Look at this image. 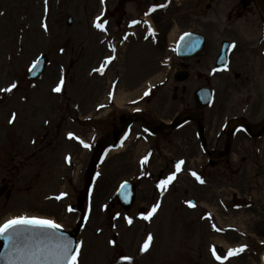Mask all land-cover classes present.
<instances>
[{
  "label": "rangeland",
  "instance_id": "rangeland-1",
  "mask_svg": "<svg viewBox=\"0 0 264 264\" xmlns=\"http://www.w3.org/2000/svg\"><path fill=\"white\" fill-rule=\"evenodd\" d=\"M125 1L0 0V89L13 83L17 85L11 92H0V186L3 178L10 180L12 186L10 199L0 198V224L15 216L40 215L53 219L63 228L74 229L79 220L75 206L85 184L91 155L73 139L68 141V132L76 130L88 138L93 135V142L97 138L98 141L110 142L107 137L113 131L110 125L121 111L130 114L131 109L138 107L153 115L152 120L160 122L184 110L189 103L192 95L185 94L183 84L176 83L172 77L176 70L182 68L183 61L175 51L172 55L167 49L169 34L177 39L183 30L182 11L178 10L173 15L176 2L168 0L171 2L169 5L163 4L166 11L156 10L146 15L159 30L157 43L149 41L148 44L140 37L142 29L131 34L121 28L123 24L118 25V21L124 19L120 17L124 16L125 9L133 10L136 4L142 9L138 15L147 13L152 1L136 0V4L123 6ZM182 1L190 3L193 0H179ZM104 8L111 17L99 16V22H107L106 30L101 31L94 27L93 20ZM112 11L115 14L111 15ZM69 16L74 19L72 26L67 25ZM171 23L173 30L169 29ZM116 38L119 44L108 51L107 44L111 47V41ZM42 54L50 61L42 77L31 80L27 74L30 65ZM118 54L119 57L116 56ZM107 55L114 56L117 61L107 63L103 69L108 72L105 78L94 74L86 77L85 71L80 70L83 67L88 70L91 65L87 63L91 61H94V67L97 60ZM205 55H201L202 59ZM216 55L213 52L209 56L214 60ZM167 58L171 65L164 67L162 62ZM122 61L126 78L111 92L118 91L119 97L115 101L110 98V110L113 111L106 118L96 111V106L106 101L111 89L109 78L120 74L117 66ZM74 67L78 68L77 71ZM61 77L64 79V91L54 92L53 88ZM228 85L233 87L229 92L234 91L235 95L234 83L228 81ZM147 87H151V92L145 95ZM224 94L221 92V96H226L217 103L214 116L216 113L222 116L221 112L230 114L229 107H225L230 95ZM138 98L141 99L136 101ZM255 98L253 111L259 109L264 113V98L256 90ZM231 107L233 114H239L240 107L233 105V101ZM13 114L15 119L9 123ZM89 115H93L92 121L85 119ZM186 131L184 128L158 135L155 139L157 160H153L149 167L145 164L141 167L138 162L147 150L148 145L144 141L131 140L123 151L110 155L101 167L103 174L88 200L90 205L92 201V210H88L89 219L78 237L79 243L82 242L79 264H215L210 257L214 244L219 245V240L232 243L233 238H244L234 233L220 236V232H215L220 223L217 217L225 224H230L232 219L243 220L245 229L241 230H246L251 248L253 246V250L259 252V239L264 237V202L259 206L264 199V139L258 145L262 147V158L259 157L258 161L250 158L256 157L253 142L245 140L233 151L231 170L227 173L233 178L223 177L222 169H208L212 174L201 185L192 173L198 171L201 177L198 169L205 172V155L199 149L198 141L187 143L188 147L179 145L177 141L185 139ZM155 143L150 141L151 146ZM70 153L73 158L69 165L64 159ZM174 155L187 157L185 169L181 167L183 172L177 174L167 190L159 189L157 184L176 171L169 161ZM235 174L237 176L234 177ZM125 180H133L139 186L137 201L126 212L117 205L114 195ZM213 188L220 190L217 193ZM249 188L251 190L247 193L255 195L251 208L240 209L239 216L234 215L236 212L226 213L220 208L219 203H226L232 211L229 198H232L233 191L243 193ZM60 192L67 193L62 201H44L42 198ZM189 199H194L197 206L190 207ZM155 204H159V208L153 217L141 219L140 207H147L148 212ZM69 206L73 211L67 210ZM84 207L88 209V204ZM125 217L131 218L132 223L128 224ZM149 234L152 240L148 250L141 252L140 248ZM109 241H115V244ZM124 256L131 257V260L121 259ZM248 260L246 255L228 264H248ZM258 260L256 257L255 263L261 264Z\"/></svg>",
  "mask_w": 264,
  "mask_h": 264
},
{
  "label": "snow or ice",
  "instance_id": "snow-or-ice-1",
  "mask_svg": "<svg viewBox=\"0 0 264 264\" xmlns=\"http://www.w3.org/2000/svg\"><path fill=\"white\" fill-rule=\"evenodd\" d=\"M103 3V0H101ZM165 5H160L164 7ZM155 10L154 8L149 9V12ZM147 15V13H146ZM100 17H96V22L94 27L105 31V24L99 22ZM133 24L138 23V21H132ZM46 28V26H45ZM149 31L152 30L149 28ZM188 35V34H185ZM234 46V45H233ZM114 57H107L104 61V64L100 68H96L93 71L103 73V68L107 63H110ZM35 67V65L33 66ZM64 84V80L61 77L60 82L53 88L54 92H60ZM17 85L15 83L11 84L10 87L0 89V92H11L15 89ZM145 95H148V92H145ZM15 119V114L12 115V119L9 120V123H12ZM68 137L70 139L74 137V134L69 132ZM80 143L85 148H89L90 145L85 143L83 140H80ZM149 160L148 156H144L140 161L141 165L147 163ZM184 163L183 160L176 163V171L172 172L166 179L161 180L157 184V188L162 190H167L169 184L176 178V173L181 170V165ZM99 175V173H97ZM192 175L200 183L204 181L199 177L195 172ZM127 182L125 181L121 188H127ZM67 193H60L56 196L55 199L60 200L62 197L66 196ZM126 198V197H125ZM190 207L195 205L192 202H189ZM159 208V204L152 206L151 210L147 214H141V219L150 220L153 215L156 213ZM69 212L73 211L71 206L67 209ZM119 214H117L118 216ZM128 224L132 223V219L129 217L124 218ZM62 226L56 223L52 219L38 217V216H27L20 215L15 216L11 219L6 220L3 224H0V238L5 241V248L7 251L3 254H0V259H4L6 264H79V256L81 254L82 242L76 243L73 246V241L66 236L60 235L57 236V231ZM213 227H215L213 225ZM219 231V229H217ZM152 240V236L149 234L147 241L140 248L141 252H146L149 247V242ZM110 244H115V241H109ZM244 251V247L238 249H229L227 256H224L223 259L226 260L229 256L236 255ZM212 255L218 261H222L220 255H217L216 249L212 248ZM121 259L130 261L131 257L124 256Z\"/></svg>",
  "mask_w": 264,
  "mask_h": 264
},
{
  "label": "flooded vegetation",
  "instance_id": "flooded-vegetation-1",
  "mask_svg": "<svg viewBox=\"0 0 264 264\" xmlns=\"http://www.w3.org/2000/svg\"><path fill=\"white\" fill-rule=\"evenodd\" d=\"M228 14L229 20L227 21V28L222 29L219 27L220 23H218L217 27V25L213 24L211 21L204 25L207 31L213 34L210 43L212 46H217L219 40L224 38L225 40L234 41L237 44V47L241 49V54L236 52V54L229 56V71L217 74L218 76H216V79L219 81H229L228 78L231 77V75L233 76L232 80L235 84L234 87H237L239 91L244 92L246 95H242V98L237 103L240 105L239 116L244 118L246 124L252 131L255 132L260 129V124L264 122V117H260L261 115L258 114L259 110H255L256 112H254L252 108L249 109V101L254 99L253 96L255 95V90L257 92V88L261 85L260 82H264V55L261 52L264 50V35L257 36V34H255L253 37L247 38L244 34L238 35L234 32V30L229 28L232 27V24H234L235 21H238L239 24H245V26L251 27L255 23V19H252V17H260V15L262 16V12L257 0H230ZM188 23L190 24L191 22L188 21ZM262 44L263 47H261ZM213 52L214 54L219 53L218 49H214L212 52L209 50L205 55L206 57L204 58V61L199 62V73L197 76L201 81L208 84H211L213 80V78L208 76L206 72L209 71L212 66L215 67L211 61L212 56H209ZM190 65L191 63L187 64L189 68L196 67V64L194 67H190ZM256 73L258 74V79H256ZM256 80H258V82ZM218 119L219 121H216V123L220 125L223 121L221 122L220 116ZM209 122H211V120H209ZM209 126L211 125L209 124ZM218 132L219 130L216 127L213 131H209V135L211 136L209 137L210 141H206V148H208L209 155H211V163L217 160L216 162L219 164H229L231 159L226 157L222 159L220 158V154L217 152L222 148L226 139L224 136H218ZM244 137L245 136L243 135H237L235 141H233V138H230V147L239 148V146L243 144ZM252 142V146H256L258 144L257 140L253 139Z\"/></svg>",
  "mask_w": 264,
  "mask_h": 264
},
{
  "label": "water",
  "instance_id": "water-1",
  "mask_svg": "<svg viewBox=\"0 0 264 264\" xmlns=\"http://www.w3.org/2000/svg\"><path fill=\"white\" fill-rule=\"evenodd\" d=\"M184 43L181 42L180 43V46H179V49L184 52V48L186 47L185 45H183ZM202 46L199 45L198 46V49L195 51V52H198L199 49H201ZM40 72V69L36 70L35 74L38 75ZM60 235H63V236H66L68 237L69 239H71L73 241V245L76 241V234H74L73 232H70V233H60L59 231H57V236H60ZM7 251V249L5 248V241L0 238V254H3ZM0 264H6V261L4 259H0Z\"/></svg>",
  "mask_w": 264,
  "mask_h": 264
},
{
  "label": "bare ground",
  "instance_id": "bare-ground-1",
  "mask_svg": "<svg viewBox=\"0 0 264 264\" xmlns=\"http://www.w3.org/2000/svg\"><path fill=\"white\" fill-rule=\"evenodd\" d=\"M155 76L157 77L158 75H155ZM154 78H155V77H154ZM113 152H115V151H113ZM113 152H112V153H113ZM222 242H224V241H222Z\"/></svg>",
  "mask_w": 264,
  "mask_h": 264
}]
</instances>
